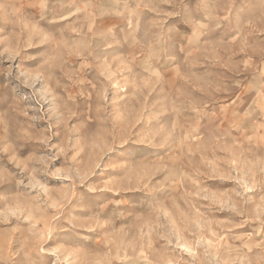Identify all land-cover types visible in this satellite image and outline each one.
I'll return each instance as SVG.
<instances>
[{
	"label": "rangeland",
	"instance_id": "1",
	"mask_svg": "<svg viewBox=\"0 0 264 264\" xmlns=\"http://www.w3.org/2000/svg\"><path fill=\"white\" fill-rule=\"evenodd\" d=\"M0 264H264V0H0Z\"/></svg>",
	"mask_w": 264,
	"mask_h": 264
}]
</instances>
